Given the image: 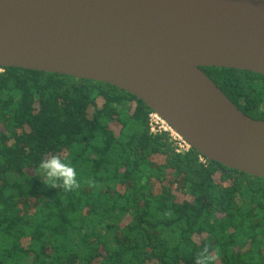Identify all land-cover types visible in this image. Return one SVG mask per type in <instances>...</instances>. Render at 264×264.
I'll use <instances>...</instances> for the list:
<instances>
[{
  "label": "trees",
  "instance_id": "16d2710c",
  "mask_svg": "<svg viewBox=\"0 0 264 264\" xmlns=\"http://www.w3.org/2000/svg\"><path fill=\"white\" fill-rule=\"evenodd\" d=\"M0 264H264V179L176 153L151 111L106 83L0 68ZM264 120V76L200 68ZM59 155L81 187L47 186ZM88 181H92L90 186Z\"/></svg>",
  "mask_w": 264,
  "mask_h": 264
},
{
  "label": "water",
  "instance_id": "95a60500",
  "mask_svg": "<svg viewBox=\"0 0 264 264\" xmlns=\"http://www.w3.org/2000/svg\"><path fill=\"white\" fill-rule=\"evenodd\" d=\"M201 67L264 76V0H0V68L115 86L205 160L264 179V120Z\"/></svg>",
  "mask_w": 264,
  "mask_h": 264
},
{
  "label": "clouds",
  "instance_id": "9594fccd",
  "mask_svg": "<svg viewBox=\"0 0 264 264\" xmlns=\"http://www.w3.org/2000/svg\"><path fill=\"white\" fill-rule=\"evenodd\" d=\"M38 175L49 187L62 188L65 192H72L81 187L77 179L74 166L66 163L59 155H52L42 159L38 165ZM89 185L93 184L88 181ZM217 256L213 254L209 245H205L196 255L195 264H215Z\"/></svg>",
  "mask_w": 264,
  "mask_h": 264
},
{
  "label": "built area",
  "instance_id": "2783aa9c",
  "mask_svg": "<svg viewBox=\"0 0 264 264\" xmlns=\"http://www.w3.org/2000/svg\"><path fill=\"white\" fill-rule=\"evenodd\" d=\"M147 127L151 135L164 134L176 153H185L191 148L189 144L154 111H150L147 114ZM199 161L204 164L207 160L199 155Z\"/></svg>",
  "mask_w": 264,
  "mask_h": 264
}]
</instances>
